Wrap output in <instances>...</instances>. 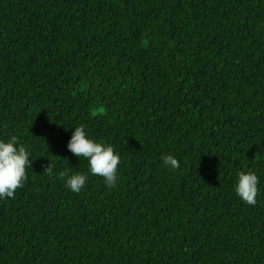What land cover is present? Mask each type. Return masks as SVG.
I'll use <instances>...</instances> for the list:
<instances>
[{
  "label": "trees",
  "instance_id": "trees-1",
  "mask_svg": "<svg viewBox=\"0 0 264 264\" xmlns=\"http://www.w3.org/2000/svg\"><path fill=\"white\" fill-rule=\"evenodd\" d=\"M80 124L119 152L115 188H65ZM12 135L32 164L0 199V264H264V0H0Z\"/></svg>",
  "mask_w": 264,
  "mask_h": 264
},
{
  "label": "clouds",
  "instance_id": "clouds-1",
  "mask_svg": "<svg viewBox=\"0 0 264 264\" xmlns=\"http://www.w3.org/2000/svg\"><path fill=\"white\" fill-rule=\"evenodd\" d=\"M72 134L67 142V150L77 158L87 161V172L65 169L59 173L65 188L79 193L88 182L89 174L100 176L109 188H115L119 179L118 165L120 154L104 141L96 140L86 131L83 124L71 128ZM31 150L20 143L15 135L7 140L0 139V199L14 198L16 189L23 187L27 179V169L32 164ZM163 165L177 169L178 159L172 154L161 156ZM44 171L52 175V168L46 165ZM259 177L254 170L239 171L234 184L236 195L246 204L254 206L260 192Z\"/></svg>",
  "mask_w": 264,
  "mask_h": 264
}]
</instances>
